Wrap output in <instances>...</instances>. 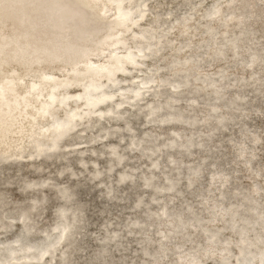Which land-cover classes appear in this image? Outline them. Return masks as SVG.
<instances>
[{"label": "rangeland", "instance_id": "1", "mask_svg": "<svg viewBox=\"0 0 264 264\" xmlns=\"http://www.w3.org/2000/svg\"><path fill=\"white\" fill-rule=\"evenodd\" d=\"M103 1L105 6L99 11L102 19H104L106 13L110 12L107 14V16L110 17L116 12V9L110 0ZM216 1L222 6V11L216 16L219 17V19L228 17L230 13L235 11V9L239 13L240 9H245V6L249 5L248 13L253 16H259L257 20L251 19V21H254L253 25L257 30L256 37L264 42V0H236L234 3L228 2L229 0H148L144 13L149 16L146 17L144 21L141 18L138 19L136 24H140V26L128 33L124 32L122 34L124 35L123 39L126 43V49L136 55V63L133 65L128 64L127 67L124 66L125 71L116 74V78L118 79V82H116L118 83L117 86H115V83L113 82L114 85H112L111 88L103 89L105 94H109L106 98L111 99L112 101L110 100V103L107 101L108 103H105L99 109L103 112L109 111V114L113 111H117L120 117L112 118L108 114L99 122L92 119L91 121L95 123V125L93 123V127H85L84 124H81L74 130V132L72 131L73 133L69 142H67L65 146H62V149H59L60 153H62V156L60 157L52 155L42 161L37 160L36 155L34 154L35 152H32V149L36 148V145L37 148L39 147L40 151L42 150L41 144H44L45 148H52V146L45 141L50 136H53L54 132L51 130L38 133L36 135V140H38L40 144L25 147L23 150L15 152L11 151L15 144L24 140L25 133H27L28 130H24L23 133L25 135L21 134L22 136L16 137L12 142L10 141V144L7 145L6 148L8 150L7 152L2 153L1 150L4 149L5 145H1L0 161L13 159L21 161L19 162L20 165L16 164L18 162H5L0 165V193H4L7 196V201L2 203L0 209L6 211L19 203H22V206L28 208L34 197L38 195L39 191L46 194L48 198L52 196L53 192L50 185L28 187L24 190L23 188L21 189L18 178L22 176H25L31 181H38L40 177L54 178L60 185L59 189L69 190L73 185H76L74 194H77V198L84 204V216L87 219L83 224L80 231L81 234L78 237V246L75 251L77 264H88L92 255L96 254L103 248H109L110 251L112 249V258L116 260L120 259L123 255L126 260L128 259L130 262L132 260L137 261L135 264H172V258L163 259L162 261L160 260L158 263L148 262V254H142L141 250L143 244L149 237H152L150 243V248L152 250H155L159 246L161 242L160 233H166L170 230L171 226H173V222H179V220H181L180 218L174 219V216L186 212L183 208V204L186 201L190 203L192 210L195 213H199L206 220L210 228L220 229L221 232L219 233L218 238H223L220 244L224 243V245L220 246L219 244L217 247V251H219L220 254L215 256L211 253L212 249L210 248H213L216 244V240H214L212 245L207 248L208 252L204 255L200 264H223L222 254H227L231 264H237L235 263L236 256L240 255L241 250L244 252L242 258L245 255H248L247 248L251 247L252 243L247 241L245 243H240L237 239H234L236 234L232 233L227 228H224L223 220L228 217V215H224L228 211V206L232 205L237 207V220L239 222H246L249 225H258V217L262 212L261 208H264V85L260 90L256 91L252 85V80L249 79L253 74L252 69L257 67L258 76L261 80H264V66L262 69L259 68V64L255 65L253 68L248 66L229 67L227 74L230 76L236 75L242 77V81L239 82L233 80L231 77L230 79H227L228 84L226 89H224L225 98L222 101H219L220 105L218 107V114L227 119L229 118L228 121L230 124H227V126L223 127L221 130L212 132L210 131L214 127L215 120L208 117V112L212 106L201 100L204 92L207 93L206 90L209 82L203 81L202 76L203 74L205 75L208 73L212 74L214 78H217V73L221 69L227 67L228 59H231V56L216 58L213 56V53H207L200 61L188 64L180 63L177 68L174 67V61H176V59L184 60L195 55H201V50L196 48V46L206 45L208 35L204 32L205 27H197V23H199V20L202 18V13L208 7L213 6ZM72 2L77 3L72 4ZM86 2L92 1L70 0L68 6L57 9L55 6L56 2L53 0H48L47 2L39 0H0V27L4 29L5 26L2 22H4L5 18L11 19L17 15L20 16L19 22L22 24L19 25L18 22L16 23L17 26L19 25L25 28L26 31L21 35L9 38L11 41H7L6 43H4V41L8 39L5 35L0 34V50L12 46L15 47L19 45V43H23V41H31V43H35L33 52L37 49L39 44L44 43L47 40L48 43L52 42L51 44L53 46V50L45 54V57L40 62L23 70L19 65L15 64L31 55L29 49L32 48L33 44L25 46L22 54L15 55L12 58L9 57L0 62V75L6 73L2 72L1 69L7 70L12 64L15 65L16 68L12 75H23L25 77L32 73L33 70H37L39 67H44L50 62L63 63L70 68H73L78 64L79 67L82 66L81 59L78 58L76 60L74 57L76 53L71 54V52H67L55 55V51L58 52L60 50V48L56 46V41H60L62 38L61 35H59L58 38H55L51 26L63 23L65 16L70 13L72 6L80 3L86 4ZM185 2H191L196 5L194 17L187 23V25L191 27L190 32L186 35H182L184 30L182 26L179 27V25H176L170 33L165 32L164 30L162 32L160 24L165 22L169 23L175 18L174 15L173 17L168 15V13L177 12L178 8H180ZM108 4L110 5L109 8H107ZM137 4L136 0H131L129 4L123 7L127 8L133 6L131 7L130 13H134L132 15L130 14V16L138 18L141 13V8L138 7ZM45 8H49V10L51 9L50 12L52 15L54 14V11L56 12L51 20L43 22L44 17H42V15L44 14L43 11ZM86 10L88 13H86L85 17H82L81 14H76L77 16L73 19L77 22L78 26L71 31V35L69 36L71 41L77 40V30L82 29V26L85 25L84 19L95 14V11L92 8L87 7ZM5 11H8V13L5 14ZM236 16L237 15L231 16V18L236 19L228 25L227 22L223 26L218 22L213 23L218 33V41L222 42V34L226 30H232L235 32L240 31V27L237 24V21H240V18ZM31 24H33V27ZM23 25L28 26L24 27ZM99 25L101 24L96 26ZM172 26L175 25L172 24ZM130 28L131 27H129V29ZM143 28H149L157 34H160L161 45L164 44L166 48H163L160 52H157L155 49L149 55V51H146L149 50L147 49V45H150L151 39L148 36H145L144 38L137 40V38H139L138 36H141L140 32ZM31 30H38V35L33 36L30 32ZM1 31L2 30H0V32ZM165 37L171 41L170 47H168V42H165ZM79 41L82 40L79 39ZM91 42L93 41L89 38L81 43L82 45H89ZM113 48H115V45H102L101 49L99 48L100 50H97L92 56L95 58L101 56L100 59L103 60ZM241 54L242 57L247 58L250 54V50L245 49L244 51H241ZM70 55L74 56L71 57ZM59 56L63 57L59 58ZM45 59L47 61L44 62ZM5 63L7 64L6 66L4 65ZM48 69H51V71L58 70L56 66L51 65ZM56 74L62 76L63 72L57 71ZM177 78L179 80L175 81ZM73 80L77 81L74 77L71 78L69 81L62 84L61 87L59 86L60 88L58 87V92L61 93L69 90L67 94L70 95L67 96L68 108L70 107L69 109H72V106L77 103L78 107L75 111L79 112L86 109L88 106L83 103L86 98L78 101L77 98H80V96H72L78 92L77 89H67L69 84L75 82ZM101 81L107 87L111 82L105 77L101 78ZM27 82L28 79L26 82L21 81L18 82V84L13 85L4 81L0 87V92H10L9 89L13 90L12 92L21 90L26 87ZM45 84H48V82L45 80L39 81L38 85L33 89H30L31 92L29 91L26 97L28 96V98H30V93L34 90L45 88ZM191 84H193L195 88L200 89V93L192 92V89L190 88ZM178 85L182 86L178 87ZM126 86L132 87L133 90H139L140 96L136 97L137 102L134 104L131 103V97L134 94L131 92H125L124 88ZM238 91L244 93L248 98V103L228 110V99L232 98ZM94 92H96V90ZM123 92L127 94L124 95L122 94ZM32 99L42 100L45 98L44 96H33ZM21 101H23V99L17 98L16 102H11V105H17V103H20ZM62 104L63 103H56L55 108L51 109V114L49 116H52L54 113L56 114L57 110L59 115L62 116V113H64L61 109ZM0 105H3V103H0ZM148 105L151 106L148 108ZM13 106H11V108ZM155 106H165L168 111L181 116L183 120H177L175 122L170 120L165 121L166 119L172 118L167 115L166 111H163L164 114H160ZM109 107L115 108V110H107ZM35 111L36 110L31 106L25 110V112L34 113L33 116L29 114V118L25 121L27 122L26 125L28 127L31 122H34L36 116L39 122L41 120V117H39ZM0 112H2L1 108ZM95 112L98 111L95 110L93 115ZM230 113H232L231 116ZM4 115L6 121L0 123V129L8 127V118L11 119L12 116H19V112L18 109L12 108L5 110ZM190 115L194 116V123H191L188 120L187 117ZM49 116H46V121H43L40 124L43 123L42 125H45L48 123L47 121L56 118V116H53L51 119H47ZM76 117L79 118V120H82L83 116ZM106 126L113 127L116 130L120 129V131L103 140L92 141V143L88 144L82 143V141L85 140L82 138L84 135L96 134L101 127ZM148 133L154 138V140H150L146 143V146L151 149L150 156L144 155V152L140 148H131L134 141L133 136L135 137V134L143 136V134ZM193 133H197V137L200 136L204 139L209 145L208 148L201 150L197 145H193L189 148V152H187L180 147L169 149L165 146L166 142L175 139L177 136L187 137L193 135ZM255 134L260 137L258 143H255L252 140ZM241 142L243 143V148L246 150L245 156H240V151L238 150ZM108 145H117L118 150L123 154L124 160L120 166L118 165L115 168L111 176L104 172L99 177H93L92 172L95 168L105 169L108 164L109 159L107 153H101V149ZM28 152L32 153L31 156H26L21 159L20 155ZM172 158L176 161L175 164L174 162L169 163ZM154 160H157L158 162L157 168L152 166ZM202 160H204V164L200 176L196 177L193 182H189L183 171L185 170L184 168L186 166L199 165ZM247 160H250L251 163L247 164ZM85 162L88 163L86 164ZM215 162L220 163L224 168L223 179L216 182L212 180L214 171L217 169L214 165ZM42 163H45V167H40V164ZM63 166H68L67 171L59 170ZM177 167H181L182 171L176 170ZM248 167L258 170L255 171L257 172L255 177L250 176V170ZM124 168L133 171L135 174L133 175L134 180L120 182V184L116 186V190L109 194L110 188H108L107 184L118 183L116 180L117 175ZM72 170L74 171V174H72ZM151 175H154V179L157 183L167 188L169 187L170 180L179 179L181 182L179 192L166 191L164 194L153 195V188L146 187L141 182L144 177ZM256 186H259L258 191H254ZM238 187L243 188L253 199L245 200L242 195L236 194L235 190ZM74 194L72 193L70 195L74 196ZM139 197L148 200L149 211L151 213L157 210V206L161 205L168 207L171 216L165 220L149 221L148 213L135 204L136 199ZM219 199L223 202L222 208H218L217 206L218 202H220ZM255 204L256 206H254ZM39 207L41 211L43 210V213L38 218L33 214L36 223L34 231H32L33 233L31 232L32 237L37 236L39 234L38 231L42 230L44 226L50 224L54 217V206L51 200H42ZM216 212H219L220 214L218 213L217 215ZM133 218L147 219V225H156V229L159 233H154L152 230L142 231L139 227L135 226H122L120 231L122 235L120 237L109 242H104V235L106 234V230L104 229L105 224H110V222L129 224ZM5 222L4 223L8 226H6V229L0 228V238L11 240L17 237L20 232L22 233L23 228L20 226V221L19 225L16 224L17 220L13 222L11 218H7ZM12 226L14 228L12 231H10V229L7 230V228ZM130 230L135 234H130ZM185 230L188 234L194 236L196 241H199L202 246H205L203 239L200 238L202 234L200 233L201 230L198 226L188 225ZM24 233L25 235L27 234L26 231ZM178 242H180V238L175 236L173 239L166 242V248L170 249ZM228 242L229 244L226 245ZM187 248H189V246H187ZM124 249H126V251ZM57 250L58 253H61L62 249L58 248ZM58 253L56 255H58ZM149 254L154 253L150 251ZM170 256L176 257L175 254H171ZM46 258H44V260H36L34 258L36 260L35 262H37L35 264L44 263ZM30 259L31 258H27V260ZM23 260L26 259L12 263L3 262L0 264H22ZM48 260H50V258ZM187 263L188 260L185 257L177 260L176 258L174 259V264ZM193 264H198V262Z\"/></svg>", "mask_w": 264, "mask_h": 264}, {"label": "bare ground", "instance_id": "2", "mask_svg": "<svg viewBox=\"0 0 264 264\" xmlns=\"http://www.w3.org/2000/svg\"><path fill=\"white\" fill-rule=\"evenodd\" d=\"M42 2H47L48 0H39ZM56 2L55 6L57 9L64 8L65 6L69 5L70 0H53ZM80 1V0H76ZM92 2H86L80 3L75 6L71 7L70 13L67 14L64 18V22L59 25H53L51 28H53V34L55 38H58L59 35H61L62 40L56 41V46L60 48V50L57 52V55H60V53H67L71 52V54H78L75 56L70 55L71 57H75L76 60L79 58L81 59V65L79 67L78 65H75V67L70 68L66 64L63 63H53L50 62L49 64H46L44 67H39L37 70H33L32 73L28 74L26 77L23 75H16L13 76V72L15 71V65H19L23 70L28 69L31 67V65L40 62L44 57L45 54L51 52L52 49V42L48 43V40L44 43H41L38 45L37 49L33 52L31 51V55L26 57L25 59H22L19 61V63H16L15 65L12 64V66L9 69H1L2 72H6L5 74L0 75V87L4 83V81L8 84H18V82L25 81L28 79V82L26 83V87L21 90H16L12 92L13 90L9 89L10 92H0V103H3V105H0L2 112H0V123L6 121V117L4 115L5 110L16 108L18 109L19 116L8 118L9 126L0 129V147L1 145H5L4 149H2V153L7 152L8 150L7 145L10 144V141L16 139V137L22 136L21 134H24V130H28L27 133L24 135V140L22 142H19L18 144H15L13 146L12 152L23 150L25 147H31L34 144H40L38 140H36V135L43 131L51 130L54 132L53 136L47 138L45 141L47 144L52 146V148H55L58 146L59 149H62V146H65L67 142H69L70 137L74 130L79 127L81 124L85 125V127H93L95 125L94 122L91 120L95 119L96 121H102L110 112L109 111H102L99 108L104 105L105 103H110L112 100L107 99L109 94H105L103 89L111 88L112 85L115 86L118 85L116 74L123 73L125 71L124 66H128V64L133 65L136 63L135 54L126 49V43L124 42V35H122L124 32L128 33L131 30H134L140 24H136V21L138 19H142L143 21L146 19L147 16L145 15L144 11L146 10L145 6H147L148 0H136L137 6L141 8V13L138 18L131 17L134 12L130 13L131 7H123L129 4L131 0H110L112 4L114 5V8L116 9V12L111 15L110 17L107 16L106 13L104 19L101 18L100 15V9H102L105 6V3L103 0H89ZM247 1V0H246ZM250 1V0H249ZM228 2H236V0H229ZM252 2V1H251ZM250 2V3H251ZM77 2H72V4ZM231 4V3H229ZM252 4V3H251ZM46 5V4H44ZM109 4L107 5V8H109ZM88 8H92L95 11V14L93 16L87 17L85 20V25L82 26V29L77 30L78 34L77 40L71 41L70 35L71 31L77 27V22H75L73 19L76 14H81L82 17H85L86 13L88 11L86 10ZM26 9V8H25ZM196 9V5H194L191 2H185L180 8H178L177 12H169L168 15L175 16L174 20L167 23H161L160 26L162 27L165 32L170 33V31L176 27V25L182 26L183 33L182 35H186L190 32L189 25H187L188 21H190L194 17V10ZM249 5L245 6V9H240L239 13L235 9L232 13L229 14L228 17L221 18L216 17L219 12L222 11V6L218 4V1L213 6L208 7L203 13L202 18L199 20V23H197V27H205L204 32L208 35V41L206 45L196 46V48L201 50V55H195L192 57H189L184 60L176 59L174 61L175 65L174 67H178V65L181 64H188L200 61L203 59L205 54L213 53V56L216 58H223L226 56H231V59H228L227 67L221 69L217 75V78H214L212 74H203L202 79L203 81L209 82L207 86V93L204 92L203 97L201 98L202 102H205L207 104H210L212 108L208 112V117H211L213 120H215V124L213 129L210 131H216L221 130L223 127L227 126V124H230L228 119L222 115L218 114V107L220 105L219 101H222L225 98L224 95V89H226V86L228 84L227 79L231 77L233 80L242 81V77L236 76V75H229L227 74L229 67H250L253 68L255 65L259 64V68L262 69L264 66V42L257 39L255 26L253 25L254 21H251V19H258L259 16H253L250 13H248ZM51 10V9H50ZM49 8H45L43 11L42 17H44V21H49L52 19ZM42 11V10H41ZM7 14L8 11H5ZM24 15V13H23ZM237 15L240 18V21H237L238 26L240 27V31L235 32L232 30H226L222 35V42L217 40V31L214 27L213 23L218 22L222 26L227 22V25L230 24L232 21H234L236 18H231V16ZM6 16V15H5ZM173 16V17H174ZM236 16V17H237ZM19 17H13L11 19L5 18L4 22V29L0 32V34L5 35L7 39L12 38L14 36H18L23 34L25 31V28L19 26L22 25L19 22ZM231 19H230V18ZM250 19V20H249ZM260 20V18H259ZM249 21V23H248ZM19 22V23H18ZM1 23V24H2ZM18 23L19 25L17 26ZM98 24H101L99 26H96ZM175 25V26H172ZM24 26V25H23ZM28 26V25H27ZM24 26V27H27ZM30 26V25H29ZM33 27V24H31ZM129 27H131L129 29ZM196 28V27H195ZM38 30H31V34L33 36L38 35ZM113 31V32H112ZM52 32V31H51ZM52 34V36H53ZM111 34V36H110ZM113 34V35H112ZM141 36H138L137 40L144 38L145 36L149 37L151 39L150 45H147L146 52H153L155 49L157 52L162 51V49L166 48V46L163 44L161 45L160 40V34H157L155 31L149 29V28H143L140 32ZM110 36L109 38H107ZM69 37V39H68ZM91 39L93 42H91L89 45H82L81 42H84L85 40ZM81 39L82 41H79ZM7 42V41H6ZM5 42V43H6ZM165 42H168V47L171 45V41L166 39ZM31 44V41H23V43H19V45L15 47L5 48L0 50V62L2 60L8 59L9 57H14L15 55L22 54L24 52V47ZM100 44V45H99ZM111 44L115 45V48L111 50V52L105 57V59H100L101 56L93 57L92 55L95 54L97 50L101 49L102 45ZM190 47V46H189ZM100 48V49H99ZM245 49L250 50V54L247 58L242 57L241 51H244ZM119 50V51H118ZM212 51V52H211ZM148 52V53H149ZM56 55V54H55ZM105 55V53H104ZM63 56H59V58H62ZM103 57V55H102ZM209 57V56H207ZM206 57V58H207ZM22 58V57H21ZM204 58V59H206ZM47 61L46 59L44 62ZM129 62V63H127ZM56 64V65H52ZM124 64V65H123ZM7 65L6 63L4 64ZM3 65V66H4ZM51 66H56L57 71L63 72L62 76H58L56 74L57 71H51V69H48ZM63 70V71H62ZM252 76L249 78L252 80V85L256 89V91L260 90V88L264 85V80H261V78L258 76L257 67L255 69H252ZM114 76V77H113ZM75 78L77 81L74 83H71L68 85L67 89H77L78 92L73 94L72 96H80V98H77L79 100H84V104H86L88 107L82 111L76 112L75 109L78 107V104L75 103L72 106V109H69L67 105V95L69 90L58 92V87L67 81H69L71 78ZM107 78L109 79L110 84H108V87L105 86V84L102 83L101 78ZM45 80L48 82V84H45V88L34 90L32 93H30V98L28 96L26 97L27 93L29 91L31 92V88L33 89L36 85H38L39 81ZM177 78L175 81H178ZM114 82V83H113ZM227 82V83H226ZM182 85H178V87H181ZM59 87V88H60ZM93 88V89H92ZM190 88L192 89V92L194 93H200V89L195 88L193 84H191ZM5 89V88H4ZM92 89V90H91ZM96 92H94L95 90ZM223 89V90H221ZM8 91V90H7ZM90 91V92H88ZM124 91L127 93H133L136 96L131 97V103L137 102V96H140L139 90H133L132 87L126 86L124 88ZM94 92V93H92ZM202 92V91H201ZM127 93H122L126 95ZM142 95V93H141ZM33 96H44L45 99L42 100H34L32 99ZM59 96V97H58ZM220 96V98H218ZM57 97V98H56ZM17 98L23 99L20 103H17V105H11V102H16ZM39 98V97H38ZM235 99L238 100L237 103H235ZM111 100V101H110ZM108 101V102H107ZM228 110H231L233 108H236L241 105H245L248 103V98L244 95L242 91H238L232 98L228 99L227 101ZM56 103H63L61 106V109L64 113L60 116L58 110L56 111V114H52V116H49L51 114V109L55 108ZM237 104V106H235ZM11 106H13L11 108ZM33 107L36 111L35 113L38 114L39 117H41L40 122L37 119L34 120V122H31L29 127L26 125L27 119L29 118V114L33 116L34 113L32 112H25V110L28 107ZM64 106V107H63ZM151 105H148L149 108ZM96 107V108H95ZM157 107V111L160 112V114H164L163 111H166L167 115L170 118H177L178 120H183L181 116L174 114L173 112H170L165 108V106H155ZM95 108V109H94ZM110 108V109H109ZM107 110L113 111L115 108L109 107ZM95 114L93 115L94 111ZM61 111V112H62ZM24 112V113H22ZM103 113V114H102ZM96 114H98L100 117H94ZM106 115V116H105ZM232 113H230V116ZM46 116H49L47 119H51V117L56 116L55 119H52L50 121H47L48 123L45 125L40 124L43 121H46ZM76 116H83L82 120H79ZM110 117L116 118L120 117L117 113V111L111 112L109 114ZM150 118V117H149ZM188 120L191 123H194V116L190 115L187 117ZM89 120V121H88ZM94 123V125H93ZM130 127V126H129ZM69 130H72L68 135H66L64 138L60 140V137L65 133L69 132ZM120 130V129H118ZM124 130V129H123ZM111 131H116L113 127H101L99 132L97 131L96 134H89L84 135L82 137L85 139L82 141L84 144L92 143V141L96 140H103L107 137V134ZM52 133V132H51ZM63 133V134H62ZM117 133V132H116ZM115 133V134H116ZM61 134V135H60ZM197 133H193V135H189L187 137L177 136L175 139L168 141L165 143V146L169 149H173L176 147L183 148L184 151L189 152V148L193 145H197L201 150H204L205 148H208V144L205 142L204 139H202L200 136H196ZM57 137V138H56ZM134 141L131 145V148H140L144 152V155L150 156V148L146 146V143L150 140H154V138L151 136V134H143V136H139L135 134V137L133 136ZM253 142L258 143L260 141L259 135L255 134L254 138H252ZM42 145V150L40 151L39 147L32 149V152H35L37 160H44L45 158L49 156H56L60 157L62 156V153H60V150L49 152L52 150V148H45L44 144ZM139 145V146H137ZM39 149V150H38ZM158 150V149H157ZM162 150V148H161ZM240 151V156H245L246 150L243 148V143H240V147L238 148ZM44 151V154L39 156L41 152ZM101 153H107L108 156V164L104 168H95L93 170V177H99L104 172L105 174H108L111 176L112 172L115 170V168L122 164V161L124 160L123 154L118 150L117 145H108L101 149ZM49 152V153H47ZM163 152V151H162ZM32 153L28 152L26 154H21V159L26 156H31ZM24 160V159H23ZM21 160L13 159V160H6V161H0V165L5 162H18L16 164H19ZM176 161L172 158L169 163ZM86 164L88 162H85ZM168 163V166H169ZM247 164H250L251 161L247 160ZM45 163L40 164V167H45ZM154 168L158 167L157 160H154L152 163ZM173 164V165H174ZM204 164V160L200 162L199 165L196 166H186L183 170L186 174V178L189 182H192L195 180L196 177L200 176V173L202 171V167ZM20 165V164H19ZM116 165V166H115ZM217 169L214 171V175L212 180L214 182L219 181L223 179L224 175V168L220 163L215 162L214 164ZM115 166V167H113ZM39 167V166H38ZM110 167H113L112 169H109ZM68 166H63L60 168V171H67ZM250 170V176H256L258 170L253 169L252 167H248ZM176 170L182 171L181 167H177ZM136 171V170H135ZM72 174H74V171H71ZM165 173V171H164ZM96 174V175H95ZM132 170L130 169H122L119 174L117 175V182L118 183H110L107 184L108 188H110L109 194H111L114 190H116V186L120 184V182H126V181H133L134 176ZM259 175V174H258ZM123 176H128V179L119 181V178ZM19 179V184L21 185V189L26 187L27 185L31 184H37L40 183L42 185H50L52 188V196L49 198L44 194L43 192L39 191L38 195L34 197V199L31 201L30 206L28 208L22 206V203L17 204L16 206L12 207L9 210L3 211L0 209V228H5L6 225L5 222L7 218H11V220L14 222L17 220V223L23 228L22 233L11 239L8 240L0 238V258L1 262H17L22 259V264H32L27 263L29 260L27 258L33 259L34 263L36 260H44L49 255L50 249L59 248L62 249L61 253H58V248L53 251L51 258L58 257L56 260V264H77L76 262V256L75 251L78 246V237L81 234V229L83 224L87 221L86 217L84 216L85 212V206L84 204L77 198V194H74L76 190V185H73L71 189H59L60 185L58 181L54 178L49 177H40L37 180L31 181L28 180L25 176H22ZM142 184H144L146 187L153 188V195L158 194H164L166 191L170 192H179L181 182L179 179H172L169 181V187H165L157 183L154 179V175L144 177L142 179ZM259 186H256L254 191H258ZM176 192V193H177ZM74 194V196H71L70 194ZM236 194H240L244 197L245 200H252L253 198L249 196V194L243 189L238 187L235 190ZM167 194V193H166ZM69 196V197H67ZM44 199H47V201L53 202L54 206V217L50 224L44 226L42 230L38 231V235L35 237H32V233H27L25 235V231H27L30 227L35 228V217H40L43 213V210L41 211L39 205L37 206L36 210L33 209L34 203L37 201H42ZM155 200V199H154ZM220 202H218L217 206L218 208H222L223 202L221 199H219ZM7 201V196L4 193H0V208L2 203ZM135 204H137L140 208H142L146 213H148V219L151 220H165L169 216H171L170 210L167 206H157V210L153 211L152 213L149 211V203L148 200L145 198L139 197L136 199ZM256 206V204L254 205ZM258 206V205H257ZM261 208L260 206H258ZM183 208L186 211L185 213L176 214L174 216V219L180 218L179 222H173V226H171L170 230L166 233H160L161 242L159 246L154 250L150 248V243L152 241V237H149L145 243L143 244L141 253L146 255L148 254V262H155L158 263L160 260L172 258L170 261L172 264H174V259L176 258H183L185 257L188 260L187 264H193L195 262H198L200 264V261L203 259L204 255L207 254L208 249L214 240H216V244L214 245L211 250V253L213 255H219V251H217V247L223 240L222 237L218 238L219 233L221 232L220 229H213L210 228L206 222V220L199 214L195 213L192 210V206L189 202H184ZM262 212L260 213L258 217L259 224H252L249 225L246 222H239L237 219V207L234 206H228V211L224 215H228L227 218H225L224 221V228H227L232 233L236 234V237L234 239H237L240 243L250 242L252 243L251 247L247 248L248 255H244L243 250H241L240 255L236 256L235 263L237 264H264V208H261ZM226 210V209H225ZM65 212L67 214H65ZM215 213V212H214ZM219 213V212H218ZM216 212V214L218 215ZM34 214V216H33ZM220 214V213H219ZM24 215L27 216V219L23 221ZM218 217V216H215ZM221 219V218H220ZM5 222V223H4ZM12 223V222H9ZM148 220L147 219H139V218H133L129 224L125 223H113L110 222V224H105V230L106 234L104 235L105 240L111 238L112 236L118 234L121 231L122 226H135L139 227L140 230H152L154 233H159L156 229V225L148 226ZM188 225H195L200 228V233L202 236L200 238L203 239V243L205 246H202L199 241H196V238L186 232V227ZM68 228L69 231V239L65 241L63 244L59 245L60 240L63 238V236L66 233V230ZM10 229L12 231L14 228L9 227L7 230ZM141 231V232H142ZM24 233V234H23ZM130 234H135L134 232L129 231ZM23 235V236H22ZM122 233L120 234V236ZM22 236V238H21ZM118 236V237H120ZM175 236L180 238V242L176 243L172 248L167 249L166 248V242L173 239ZM117 237V238H118ZM115 238V239H117ZM218 238V239H217ZM114 239V240H115ZM104 240V242H106ZM228 241V240H227ZM229 242L226 244L228 245ZM223 244H220V246H223ZM189 246V248H187ZM246 246V245H245ZM126 251V249H124ZM152 251L154 254H149V252ZM58 253V255H56ZM175 254V256L170 255ZM222 254V253H221ZM126 255V254H125ZM222 254V262L223 264H231L230 259H228L227 254ZM36 260H35V259ZM241 258V259H239ZM48 258L45 259L44 263H47ZM128 259L122 255L120 259L116 260L112 258V249L110 251L109 248H103L100 251H98L96 254H93L90 258V261L88 264H135L137 261L132 260L130 263ZM145 262V261H144ZM42 263V264H44ZM14 264V263H13Z\"/></svg>", "mask_w": 264, "mask_h": 264}, {"label": "water", "instance_id": "3", "mask_svg": "<svg viewBox=\"0 0 264 264\" xmlns=\"http://www.w3.org/2000/svg\"><path fill=\"white\" fill-rule=\"evenodd\" d=\"M55 12H56V11H54V14H55ZM54 14L51 15V17H53ZM147 17H148V16H147ZM112 32H113V31H112ZM112 35H113V34H112ZM110 36H111V34H110ZM110 36H108L107 38H109ZM6 41H11V39H8V40H6ZM6 41H4V43H5ZM0 44H1V43H0ZM32 44H33V43H31V45H32ZM3 45H4V44H3ZM34 47H35V43L32 45V48L29 49V53L33 50ZM150 53H151V52H149L148 54L150 55ZM55 54H58L57 51H55ZM194 91H195V90H194ZM194 91H193V92H194ZM218 98H220V96H219ZM234 101H235V103L238 102L237 99H235ZM235 106H237V104H235ZM10 115H11V114H10ZM105 116H106V115H105ZM94 117H100V116H99L98 114H96ZM169 120L175 122V121H177L178 119H177V118H172V119H166L165 121H169ZM71 131H72V130H69V132H65V133L60 137V140H61L62 138H64L66 135H68ZM118 131H120V130H116V131H111V132H109V133L107 134V137L112 136L113 134H115V133L118 132ZM137 146H139V145H137ZM58 150H59V148H58V146H56L55 148H52V150H51L50 152L58 151ZM43 154H44V151H43L39 156H41V155H43ZM115 166H116V165H115ZM115 166H113V167H115ZM113 167H110L109 169H112ZM169 170H170V169H169ZM95 175H96V174H95ZM125 179H128V176H123V177L119 178V181H122V180H125ZM192 182H193V181H192ZM41 185H42V184H40V183H37V184H31V185H27V186L24 187V188H28V187H39V186H41ZM176 191H177V190H176ZM67 197H69V196H67ZM40 203H41L40 200L37 201V202H35V203H34V207H33V209L36 210L37 206L40 205ZM65 214H67V213L65 212ZM26 219H27V216L24 215V217H23V221H25ZM32 231H34V227H30V228L26 231V233H31ZM120 234H121V232H119L118 234L112 236V237L109 238V239H106L105 241H106V242H109V241H111V240H114L115 238H117L118 236H120ZM68 239H69V231H68V228H67L66 233H65V235L63 236V238L60 240L58 246L61 245V244H63V243H64L65 241H67ZM52 253H53V249H50V251H49V255L47 256V258L49 257L51 260L48 261L47 263H44V264H53V263L56 264V260H55V259H58V257H53V258H51ZM0 262H1V258H0ZM27 263H34V261H33V259H30L29 262H27Z\"/></svg>", "mask_w": 264, "mask_h": 264}]
</instances>
